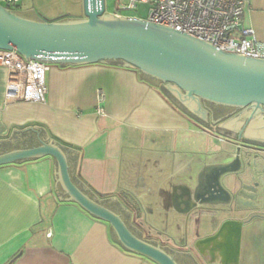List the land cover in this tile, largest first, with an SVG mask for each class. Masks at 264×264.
<instances>
[{
	"label": "crops",
	"instance_id": "0c3cea01",
	"mask_svg": "<svg viewBox=\"0 0 264 264\" xmlns=\"http://www.w3.org/2000/svg\"><path fill=\"white\" fill-rule=\"evenodd\" d=\"M242 1L245 24L264 42V0ZM15 13L30 21L85 18L83 0H22ZM7 79L0 67V155L50 141L60 146L75 187L178 264H264V220L244 224L233 258L224 248L227 227L205 242L227 221L220 212L225 204L196 202L187 213L173 205L174 187L195 195L212 167L230 161L222 153L232 145L215 130L220 120H208L213 131L197 123L168 99L162 83L125 67L52 66L44 103L6 104ZM210 104L204 103L210 117H231L215 114ZM0 264L156 263L126 251L107 223L64 200L57 161L46 156L0 166Z\"/></svg>",
	"mask_w": 264,
	"mask_h": 264
},
{
	"label": "water",
	"instance_id": "95a60500",
	"mask_svg": "<svg viewBox=\"0 0 264 264\" xmlns=\"http://www.w3.org/2000/svg\"><path fill=\"white\" fill-rule=\"evenodd\" d=\"M83 7L82 20L30 21L0 5V49L16 50L26 60L52 66L119 64L138 71L162 83L159 88L177 108L210 130L206 102L245 112L249 108L264 111V60L224 53L181 29L175 30L174 25L106 14L105 0H83ZM232 124H237L235 119L219 124L215 130ZM222 155L230 161L212 167L195 195L186 187L173 188L177 211L187 213L197 207L196 202L225 204L229 208L220 212L227 216L232 204H242L252 214L264 209V183L260 178L264 160L252 157L245 146ZM46 156L57 161L58 187L64 200L77 203L107 223L127 251L156 264H178L165 249L133 234L119 215L81 193L71 180L62 148L53 142L0 155V166ZM226 227L225 252L234 258L240 254L243 223L227 219L220 233L205 242L216 241Z\"/></svg>",
	"mask_w": 264,
	"mask_h": 264
},
{
	"label": "built area",
	"instance_id": "2783aa9c",
	"mask_svg": "<svg viewBox=\"0 0 264 264\" xmlns=\"http://www.w3.org/2000/svg\"><path fill=\"white\" fill-rule=\"evenodd\" d=\"M22 0H0V5L15 13ZM149 6L146 22L181 29L195 39L212 44L224 53L264 60V42L245 24L247 5L242 0H141ZM137 1L118 7L114 15L133 11ZM132 18V17H129ZM138 19V18H135ZM0 67L8 79L5 103H44L47 95L46 75L52 65L26 60L16 50L0 49ZM103 112V111H101Z\"/></svg>",
	"mask_w": 264,
	"mask_h": 264
},
{
	"label": "flooded vegetation",
	"instance_id": "af4514ba",
	"mask_svg": "<svg viewBox=\"0 0 264 264\" xmlns=\"http://www.w3.org/2000/svg\"><path fill=\"white\" fill-rule=\"evenodd\" d=\"M206 103L209 104L208 102ZM210 107H212L214 113L217 115L230 114L231 117H208V119L212 118L215 120H220V124L228 122L232 119H235L237 122V124H232L230 127H218V132L223 135L220 137L221 142L230 143L232 145V149L230 150L232 151H235L237 147L245 146L252 153V157H257L260 160H264V111L249 108V110L245 112V109L240 110L227 108L213 104ZM260 178L264 183V164L261 168ZM237 207L241 209L238 210ZM227 208L229 207L227 206ZM230 210L231 213H229L228 219L236 221L239 214H244L242 218L243 220L241 221L243 225L251 224L255 219L264 220V209L260 210L258 213L256 212L255 214H252L248 210H245L244 205L232 204L230 206ZM219 238L220 237H218V239ZM255 246L261 247L262 242L260 240H256Z\"/></svg>",
	"mask_w": 264,
	"mask_h": 264
},
{
	"label": "rangeland",
	"instance_id": "374dc122",
	"mask_svg": "<svg viewBox=\"0 0 264 264\" xmlns=\"http://www.w3.org/2000/svg\"><path fill=\"white\" fill-rule=\"evenodd\" d=\"M132 0H105L106 14H115L118 12V7L121 4H126ZM137 1V7L133 11L121 12L125 17L138 18L140 20H146L149 15V6L146 3H142L141 0ZM178 250V249H177Z\"/></svg>",
	"mask_w": 264,
	"mask_h": 264
},
{
	"label": "trees",
	"instance_id": "16d2710c",
	"mask_svg": "<svg viewBox=\"0 0 264 264\" xmlns=\"http://www.w3.org/2000/svg\"><path fill=\"white\" fill-rule=\"evenodd\" d=\"M64 18H65V17H63V18H59V19L56 20V21H64ZM109 66L123 68V67L120 66L119 64H112V65H109ZM149 79L152 80V81H154V80L151 79L150 77H149ZM63 144L66 145L65 143H63ZM164 236H165V235H163V234H161V233H159V232H155V237H157V238H162V237H164ZM126 251H127V250H126Z\"/></svg>",
	"mask_w": 264,
	"mask_h": 264
}]
</instances>
